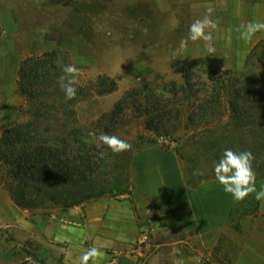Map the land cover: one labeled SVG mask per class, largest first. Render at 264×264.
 I'll return each mask as SVG.
<instances>
[{
	"label": "rangeland",
	"instance_id": "rangeland-1",
	"mask_svg": "<svg viewBox=\"0 0 264 264\" xmlns=\"http://www.w3.org/2000/svg\"><path fill=\"white\" fill-rule=\"evenodd\" d=\"M191 2L166 0L162 7L159 0H0V131L27 118L23 113L26 101L16 83L20 62L56 50L80 69L75 87L88 91L85 98L73 104L76 125L85 134L116 135L132 145L129 151L119 154L104 145L97 147L93 155H99V170H104L100 159L110 169L114 162H122L147 145L175 150L186 143L187 155H194V138L199 131L206 134V129L199 120L193 124L188 119L192 115L188 104L208 94L213 81L226 74L259 73L261 62L247 61L251 49L240 60L226 51L227 35L219 26L217 37H213L214 54L206 53L203 41H189L187 48L181 50L180 41L188 35L190 26ZM173 16L175 21L171 20ZM220 23L227 24L223 20ZM185 74L190 75L194 87L184 83ZM99 75L112 79L115 90L97 95L92 84ZM122 97L126 98L120 109L110 115ZM163 113L166 115L162 118ZM90 141L94 146L100 143L95 137ZM243 142L247 145L248 139L244 137ZM206 157L201 151L194 158L203 173L214 165L205 162ZM4 179L0 164V210L10 198ZM259 180L256 179V188ZM131 191L130 182L104 196L128 197ZM54 207L58 206L46 204L33 209L46 212ZM153 214L150 210L144 221L146 227ZM17 239L18 232L0 222V264H45L36 240ZM146 246L143 242L137 264H174L171 246L156 251Z\"/></svg>",
	"mask_w": 264,
	"mask_h": 264
},
{
	"label": "crops",
	"instance_id": "crops-1",
	"mask_svg": "<svg viewBox=\"0 0 264 264\" xmlns=\"http://www.w3.org/2000/svg\"><path fill=\"white\" fill-rule=\"evenodd\" d=\"M208 6L214 9L210 18L227 35L226 51L239 60L264 38V31L250 42L240 38L241 25L264 23V0H192L189 25L203 19ZM184 166L174 149L147 145L131 155L130 196H102L46 212L19 208L9 198L0 222L18 232L17 241L36 240L45 264H78L93 246L101 255L88 264H103L114 255L118 264H137L143 242L153 251L171 246L174 264H264V200L250 194L237 203L215 178L191 185ZM262 185L264 179L257 190ZM150 210L154 214L146 227Z\"/></svg>",
	"mask_w": 264,
	"mask_h": 264
},
{
	"label": "trees",
	"instance_id": "trees-1",
	"mask_svg": "<svg viewBox=\"0 0 264 264\" xmlns=\"http://www.w3.org/2000/svg\"><path fill=\"white\" fill-rule=\"evenodd\" d=\"M61 55L56 50L43 52L24 58L18 67L17 89L26 101L23 113L27 118L12 123L1 133L0 164L5 174L4 187L19 208L46 204L70 208L130 183L132 153L122 162H114L110 169L100 159L104 170H99V155H93L97 146L91 143L92 136L76 125L73 109V104L85 98L88 91L77 86L75 98L65 99L58 80L63 66L69 63ZM246 59L261 62L259 73L226 74L213 81L208 94L188 104L192 108L188 119L193 124L199 120L206 129V134L197 132L191 157L186 143L175 148L184 161L185 180L191 185L214 177L213 167L212 173L197 168L196 153L202 151L207 155L205 162L215 164L225 149L251 151L256 179H264V38L251 48ZM183 78L188 87L195 86L189 74ZM207 79L211 80V75ZM92 88L97 95H103L115 90L116 84L99 75ZM125 98L114 104L110 115L117 113ZM244 137L248 139L245 146ZM111 169L118 171L111 173ZM197 170L203 174L193 175Z\"/></svg>",
	"mask_w": 264,
	"mask_h": 264
},
{
	"label": "clouds",
	"instance_id": "clouds-1",
	"mask_svg": "<svg viewBox=\"0 0 264 264\" xmlns=\"http://www.w3.org/2000/svg\"><path fill=\"white\" fill-rule=\"evenodd\" d=\"M214 9L208 6L203 19L195 20L188 29V35L181 39L180 49L187 48L189 41H203L208 53L214 54L216 49L213 46L212 32L217 29L218 23L212 20L211 14ZM240 38L245 42H250L253 36L260 31H264V23L249 22L241 25ZM239 30V29H238ZM63 75L59 77L58 83L65 93L66 100H72L76 96V85L80 75V69L73 64L63 66ZM89 136L95 137L101 145L107 146L114 154L129 151L132 147L126 140L116 135L90 132ZM255 157L251 151L235 152L232 149H225L220 159L213 166L215 180L222 186L223 191L230 194L237 203L243 201L250 194H254L257 201L264 200V185L259 190L256 188V173L253 170V161ZM198 170L193 175H202ZM203 183V182H202ZM101 255L99 249L95 246L83 252L79 257L78 264H88L90 259Z\"/></svg>",
	"mask_w": 264,
	"mask_h": 264
},
{
	"label": "built area",
	"instance_id": "built-area-1",
	"mask_svg": "<svg viewBox=\"0 0 264 264\" xmlns=\"http://www.w3.org/2000/svg\"><path fill=\"white\" fill-rule=\"evenodd\" d=\"M104 264H118L114 256L110 257Z\"/></svg>",
	"mask_w": 264,
	"mask_h": 264
}]
</instances>
